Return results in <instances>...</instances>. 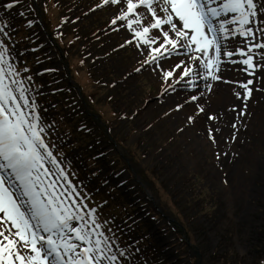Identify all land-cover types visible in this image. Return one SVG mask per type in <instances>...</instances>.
Wrapping results in <instances>:
<instances>
[{
    "label": "rangeland",
    "instance_id": "obj_1",
    "mask_svg": "<svg viewBox=\"0 0 264 264\" xmlns=\"http://www.w3.org/2000/svg\"><path fill=\"white\" fill-rule=\"evenodd\" d=\"M119 10L103 0H0V52L17 73L8 80L28 90L45 141L85 211L96 210V231L116 264H264V68L249 76L223 56L243 46L236 36L224 42L216 73L233 83L205 81L202 67L177 83L161 68L187 56L145 63L149 53L137 48L126 22L112 24ZM249 79L251 98L238 99ZM205 185L212 219L202 216L204 199L192 195ZM184 223L189 247L175 228ZM143 240L158 258L145 256Z\"/></svg>",
    "mask_w": 264,
    "mask_h": 264
},
{
    "label": "snow or ice",
    "instance_id": "obj_2",
    "mask_svg": "<svg viewBox=\"0 0 264 264\" xmlns=\"http://www.w3.org/2000/svg\"><path fill=\"white\" fill-rule=\"evenodd\" d=\"M213 2L103 0L104 5L120 6L112 24L126 22L138 42L137 48L143 45L142 50L149 53L145 63L159 67L161 60L187 56L186 60L173 62L170 70L161 68L166 78L176 75L179 83L192 77L193 71L199 75L202 67L208 73L203 76L205 81L233 83L216 73L223 62L224 42L236 36L244 38L243 46L224 51L223 56L243 65L242 70L254 76L264 68V51H257L264 50V42L257 36L264 34V20L255 19L258 8L264 13V5L258 0H222L220 7H212ZM6 7L11 9L14 4ZM229 14H233L231 19L221 18ZM257 23L262 26H250ZM231 24H239V28L230 29ZM5 52H0V264H116L117 255H109L112 248L108 238L96 231L101 227L96 210L85 211L79 191L45 141V127L33 111L35 104L26 96L28 90L22 81L8 80L9 75L17 73L8 64ZM234 56L243 59H231ZM253 83L251 79L240 83L244 94L237 92V98H251ZM205 86L212 87L211 83ZM197 99L192 96L193 101ZM243 115L241 109L238 118ZM209 138L216 143L211 129Z\"/></svg>",
    "mask_w": 264,
    "mask_h": 264
},
{
    "label": "trees",
    "instance_id": "obj_3",
    "mask_svg": "<svg viewBox=\"0 0 264 264\" xmlns=\"http://www.w3.org/2000/svg\"><path fill=\"white\" fill-rule=\"evenodd\" d=\"M196 177V179H195V184H197V182L199 181V175H196L195 176ZM206 188H207V186L205 185L202 189H201V191H200V193L199 194H192L193 195V197H194V199L197 197V196H201L200 197V199L202 200V199H204V202L202 201V203L203 204H201L200 206V210L202 211V216H205L206 218H208V219H212L213 218V216L211 217V215L210 214H212V210H211V206H212V202H213V198L212 197H205L206 195ZM115 189H116V187L115 188H113V187H109V188H106V190L107 191H109V192H111V191H115ZM199 189H200V187H199ZM103 193V192H102ZM117 196H119V194L117 193ZM120 197V196H119ZM208 198H210V199H208ZM125 207H127V205H124ZM124 207V208H125ZM263 212V215H262V219L264 220V211H262ZM123 213V212H122ZM121 213V215L123 216V214ZM124 217V216H123ZM125 219V218H124ZM176 228V230L177 231H179L180 232V234H181V236H180V238H182V241L181 242H183V243H185V244H187L188 245V247H189V245L190 244H192L191 242H192V239L193 238H191V241H190V237H189V231H188V228H187V226H186V223H184L183 224V227L181 228V227H175ZM184 230H186V233H183V231ZM259 231H261V230H259ZM192 237H194L193 235H191ZM224 238H226L225 236H223L222 237V239H224ZM190 241V242H189ZM142 248H143V250L146 252V254H145V256H147L149 259H151L152 260V258H155V256L156 255H153V253L151 252V250H150V248H148V246H147V243H146V240H143V244H142ZM157 257V256H156ZM158 258V257H157ZM192 260V259H191ZM191 260H189V264H191ZM151 264H153V262H151Z\"/></svg>",
    "mask_w": 264,
    "mask_h": 264
},
{
    "label": "bare ground",
    "instance_id": "obj_4",
    "mask_svg": "<svg viewBox=\"0 0 264 264\" xmlns=\"http://www.w3.org/2000/svg\"><path fill=\"white\" fill-rule=\"evenodd\" d=\"M212 7H215V2L212 3ZM231 38H232V37H230L228 40H226L228 44H230V43L232 42ZM227 51H229V50H227ZM198 54H199V53H198ZM199 55H200V54H199Z\"/></svg>",
    "mask_w": 264,
    "mask_h": 264
}]
</instances>
